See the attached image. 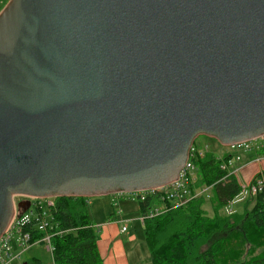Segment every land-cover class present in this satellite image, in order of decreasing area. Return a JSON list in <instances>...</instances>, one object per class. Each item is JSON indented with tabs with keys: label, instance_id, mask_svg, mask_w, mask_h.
I'll return each mask as SVG.
<instances>
[{
	"label": "water",
	"instance_id": "95a60500",
	"mask_svg": "<svg viewBox=\"0 0 264 264\" xmlns=\"http://www.w3.org/2000/svg\"><path fill=\"white\" fill-rule=\"evenodd\" d=\"M198 136L221 146L264 136V0H9L1 10L0 237L17 196L172 183Z\"/></svg>",
	"mask_w": 264,
	"mask_h": 264
},
{
	"label": "trees",
	"instance_id": "16d2710c",
	"mask_svg": "<svg viewBox=\"0 0 264 264\" xmlns=\"http://www.w3.org/2000/svg\"><path fill=\"white\" fill-rule=\"evenodd\" d=\"M214 153L198 158L197 187H211L185 206L145 221L143 233L151 264H264V193L247 199L242 213H225L240 185ZM209 200H206V199ZM86 198L58 197L52 237L54 264H103L98 230L91 222ZM253 201V206H247ZM154 202H139L145 212ZM210 205L211 214L205 207ZM41 237L37 233L33 239Z\"/></svg>",
	"mask_w": 264,
	"mask_h": 264
},
{
	"label": "built area",
	"instance_id": "2783aa9c",
	"mask_svg": "<svg viewBox=\"0 0 264 264\" xmlns=\"http://www.w3.org/2000/svg\"><path fill=\"white\" fill-rule=\"evenodd\" d=\"M4 6V1L0 0V12ZM219 145L218 143V146ZM219 147L226 149L228 152V158L222 163L221 169L227 170L229 175H235L236 172L230 171V168L233 167L234 162L241 161V154L254 153V161L261 162L264 160V136L230 146L220 145ZM261 152L263 153L261 154ZM207 153H214V151L209 148L208 145L199 148L195 140L189 150V155L185 164L172 183L151 190L120 193L118 195L137 203H144L149 199L154 202L137 218V221L142 225H144L145 221L181 208L198 197H208L209 195L207 193L211 187L196 186L198 169L195 165V161L198 158L204 157ZM216 157L221 161L224 158L219 156ZM263 193L264 178L262 174H258L247 186L240 185L239 194L225 207V213L227 215L233 214V206L235 204L243 200L254 198ZM57 198L58 197L24 196H17L14 198V216L0 237V264H12L15 261L19 262L25 252L39 243L46 244L47 250L53 254L54 249L51 240L57 233V223L54 222V214L57 209ZM22 203H27L28 206L26 210L18 206ZM85 203L87 205L89 204L87 199ZM122 223L123 226L120 232L126 233L129 221L124 220ZM95 228L100 229L98 226H95ZM37 233H41V237L33 239Z\"/></svg>",
	"mask_w": 264,
	"mask_h": 264
},
{
	"label": "crops",
	"instance_id": "0c3cea01",
	"mask_svg": "<svg viewBox=\"0 0 264 264\" xmlns=\"http://www.w3.org/2000/svg\"><path fill=\"white\" fill-rule=\"evenodd\" d=\"M220 148V147H219ZM211 149L214 148L211 147ZM216 155V154H215ZM228 155L226 149H222L219 152V157H225ZM255 154H241V161L234 162L230 171H235L234 177L237 179L239 185L240 172H245L250 177V181L258 174H264V160L261 162L254 161ZM235 168V169H234ZM252 178V179H251ZM136 203V205H134ZM94 204L97 207V213H103L100 218L99 227L101 228L99 232L97 247L101 258L103 259V264H129L127 258L121 255V249L126 243L122 242L119 238L122 234L121 227L123 226L122 221L127 220L130 222H138L137 218L140 216L141 209L137 202L129 201L126 198L118 194L99 196L92 199L91 205ZM106 205L105 209L107 214H104L103 207ZM143 228V225L138 222ZM94 224V223H93ZM128 231V227H127ZM131 234L129 235L130 238ZM122 242V243H121ZM33 261H36L32 258ZM12 264H22L19 262H13ZM26 264V263H23Z\"/></svg>",
	"mask_w": 264,
	"mask_h": 264
},
{
	"label": "rangeland",
	"instance_id": "374dc122",
	"mask_svg": "<svg viewBox=\"0 0 264 264\" xmlns=\"http://www.w3.org/2000/svg\"><path fill=\"white\" fill-rule=\"evenodd\" d=\"M6 4L9 0H2ZM196 145L200 148L204 145H208L209 148H214V153L216 155H219L220 150L223 148H219L218 143L209 137L206 136H198L196 138ZM263 152H261L262 154ZM245 172H240V179L239 182L242 185L247 186L250 181V176L248 174H244ZM264 178V174H263ZM252 179V178H251ZM210 197H212L213 192L211 189L208 190L207 193ZM90 204L92 199H95V197H89L86 198ZM206 200H209L208 198ZM136 205V203L134 204ZM208 205V204H207ZM247 202L246 200H243L233 206V210L236 213H242L244 211V208L246 207ZM253 206V201L247 206V209H250ZM106 205L103 207L104 214L106 215ZM207 210H209V214H211V208L210 205L205 207ZM88 212L89 217L91 219V222L94 223L95 226H98L99 222L102 221L100 216L103 213H97V207L94 204L88 205ZM128 231L120 236V240L124 243L122 249H121V255L124 258H127L129 264H151L150 262V256H149V250L148 246L146 244L143 228L140 226L138 222H130L128 224ZM98 233L100 232V229H97ZM131 234L130 238L129 235ZM99 236V235H98ZM121 242V243H122ZM35 259L36 261L32 260ZM20 262L26 263V264H53L52 261V254L47 250L46 244L39 243L37 245H34L32 248H30L27 252H25L20 260Z\"/></svg>",
	"mask_w": 264,
	"mask_h": 264
}]
</instances>
